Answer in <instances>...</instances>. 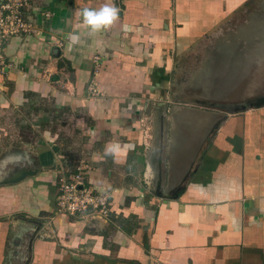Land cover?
I'll return each mask as SVG.
<instances>
[{
    "label": "crops",
    "instance_id": "0c3cea01",
    "mask_svg": "<svg viewBox=\"0 0 264 264\" xmlns=\"http://www.w3.org/2000/svg\"><path fill=\"white\" fill-rule=\"evenodd\" d=\"M38 3L0 63V264H264V94L242 73L220 98L172 84L211 41L236 62L264 0ZM105 4L119 18L90 34L80 13ZM82 162L106 219L58 211L60 169Z\"/></svg>",
    "mask_w": 264,
    "mask_h": 264
},
{
    "label": "rangeland",
    "instance_id": "374dc122",
    "mask_svg": "<svg viewBox=\"0 0 264 264\" xmlns=\"http://www.w3.org/2000/svg\"><path fill=\"white\" fill-rule=\"evenodd\" d=\"M256 5L257 4H254L246 11V16L252 17L251 21L253 24H251V27L256 30H253V32L251 31L250 35H247L246 40L242 38L240 43L234 42L233 44L231 40V46H238L236 62L228 63L229 60L234 59V57H230V55L224 56L218 53L216 49H218L219 46H227V44L220 43L221 45H219L216 41H211V45L208 46L210 49L211 47L215 48V50H212L213 52L209 54V64H201L198 56H190V51L181 54L177 57L176 62L178 65V67L176 66L178 72L175 73L174 69L172 70L174 91H180L181 93L179 95H182V97L187 100H196V92H198L197 94L200 99H202L203 94L205 95L204 99L212 98L214 95L220 98V95L228 88L227 86L236 85L238 82L236 76L238 73H242L243 78H241L240 82L243 88L245 87L247 91H250L252 96H257V92L260 90L262 94H264V9L259 7L260 4H258L257 7ZM230 26L232 29L234 24ZM254 32L255 35L253 38ZM201 45H204V47L206 46V44L203 43L198 44L197 47H201ZM202 69L204 71H202ZM192 79L194 84H200V87H191L192 84L190 80ZM232 79L235 80V83H233L234 81L231 82ZM205 80L208 81L210 86L208 89L211 91L210 97L207 95L206 89L201 87ZM196 105L211 108V105L206 103H198Z\"/></svg>",
    "mask_w": 264,
    "mask_h": 264
},
{
    "label": "built area",
    "instance_id": "2783aa9c",
    "mask_svg": "<svg viewBox=\"0 0 264 264\" xmlns=\"http://www.w3.org/2000/svg\"><path fill=\"white\" fill-rule=\"evenodd\" d=\"M38 2L40 0H0V63L4 62V49L11 38L31 33L32 24L26 19V14L34 12ZM87 170V162H82L72 171L60 169L58 211L72 216L82 214L106 219L110 214V196L85 185Z\"/></svg>",
    "mask_w": 264,
    "mask_h": 264
},
{
    "label": "clouds",
    "instance_id": "9594fccd",
    "mask_svg": "<svg viewBox=\"0 0 264 264\" xmlns=\"http://www.w3.org/2000/svg\"><path fill=\"white\" fill-rule=\"evenodd\" d=\"M119 11L120 9L114 4H105L98 10L85 8L80 15L83 18L84 27L88 29L90 34H95L111 26L119 18ZM69 39L76 41L79 37L70 33ZM119 147V145H110L106 151L108 153H115L119 150Z\"/></svg>",
    "mask_w": 264,
    "mask_h": 264
},
{
    "label": "water",
    "instance_id": "95a60500",
    "mask_svg": "<svg viewBox=\"0 0 264 264\" xmlns=\"http://www.w3.org/2000/svg\"><path fill=\"white\" fill-rule=\"evenodd\" d=\"M251 108H254V107H256V108H258V107H263L264 106V97L263 98H261V99H259L257 102H255V103H251L250 105H249ZM244 108H246V106H244Z\"/></svg>",
    "mask_w": 264,
    "mask_h": 264
}]
</instances>
